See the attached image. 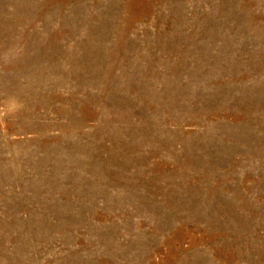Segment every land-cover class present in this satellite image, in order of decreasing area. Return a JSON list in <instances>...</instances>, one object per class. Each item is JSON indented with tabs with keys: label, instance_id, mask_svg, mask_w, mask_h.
Listing matches in <instances>:
<instances>
[{
	"label": "rangeland",
	"instance_id": "1",
	"mask_svg": "<svg viewBox=\"0 0 264 264\" xmlns=\"http://www.w3.org/2000/svg\"><path fill=\"white\" fill-rule=\"evenodd\" d=\"M0 264H264V0H0Z\"/></svg>",
	"mask_w": 264,
	"mask_h": 264
}]
</instances>
